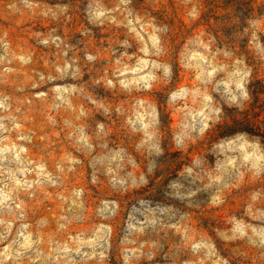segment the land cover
<instances>
[{
  "label": "clouds",
  "instance_id": "clouds-1",
  "mask_svg": "<svg viewBox=\"0 0 264 264\" xmlns=\"http://www.w3.org/2000/svg\"><path fill=\"white\" fill-rule=\"evenodd\" d=\"M228 7L0 0V264H264V3Z\"/></svg>",
  "mask_w": 264,
  "mask_h": 264
},
{
  "label": "rangeland",
  "instance_id": "rangeland-1",
  "mask_svg": "<svg viewBox=\"0 0 264 264\" xmlns=\"http://www.w3.org/2000/svg\"><path fill=\"white\" fill-rule=\"evenodd\" d=\"M167 0H161V3H166ZM262 3H264V0H261ZM232 3V0H205L206 5V12L205 16L201 22V27H206L209 31L217 32V29L220 27V25L217 23L222 17H226L234 11V9L229 8L228 4ZM167 11V8H161L158 10L157 15H163ZM172 15H175V12L173 11ZM179 30L176 33V36L174 38L173 44H178L180 42V37L184 34V32L188 31L187 27L184 25L183 21L177 20L176 21ZM75 23V22H74ZM78 26V25H76ZM107 35V34H106ZM98 43V42H97ZM182 80H187L188 76L187 74L181 73ZM261 80H264V76L260 77ZM257 92L264 93V86L261 85L260 81H256L255 84ZM264 99V97L257 96L256 104L250 105L249 109L244 114V120L246 122L248 121H256L257 119L263 122L264 124V116H262L260 113L255 111V108L257 104H259V101ZM261 109L264 110V105H260ZM237 203H239V200H233L231 202L232 206H235ZM230 208L225 209V211H230ZM218 216H223V212H218Z\"/></svg>",
  "mask_w": 264,
  "mask_h": 264
},
{
  "label": "trees",
  "instance_id": "trees-1",
  "mask_svg": "<svg viewBox=\"0 0 264 264\" xmlns=\"http://www.w3.org/2000/svg\"><path fill=\"white\" fill-rule=\"evenodd\" d=\"M248 122H251V121H248ZM254 123H256L258 126L260 125V124H263V122L262 121H260V119L258 120H256V121H253ZM249 131H252L253 129L252 128H249L248 129Z\"/></svg>",
  "mask_w": 264,
  "mask_h": 264
}]
</instances>
